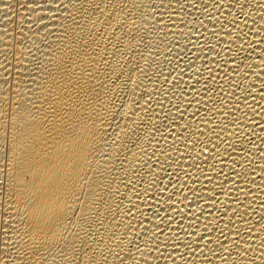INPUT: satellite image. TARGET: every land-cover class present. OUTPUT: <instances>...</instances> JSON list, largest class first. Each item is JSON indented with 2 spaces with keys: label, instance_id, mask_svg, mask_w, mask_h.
Returning <instances> with one entry per match:
<instances>
[{
  "label": "bare ground",
  "instance_id": "obj_1",
  "mask_svg": "<svg viewBox=\"0 0 264 264\" xmlns=\"http://www.w3.org/2000/svg\"><path fill=\"white\" fill-rule=\"evenodd\" d=\"M0 264H264V0H0Z\"/></svg>",
  "mask_w": 264,
  "mask_h": 264
}]
</instances>
